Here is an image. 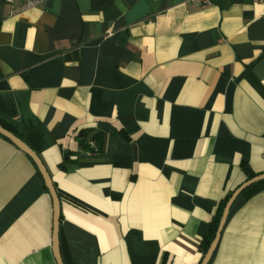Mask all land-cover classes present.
<instances>
[{"label":"crops","instance_id":"obj_1","mask_svg":"<svg viewBox=\"0 0 264 264\" xmlns=\"http://www.w3.org/2000/svg\"><path fill=\"white\" fill-rule=\"evenodd\" d=\"M0 126L51 177L63 264H200L243 165L264 173V3L0 0ZM52 228L35 165L0 135V264H57ZM208 264H264V183Z\"/></svg>","mask_w":264,"mask_h":264},{"label":"water","instance_id":"obj_2","mask_svg":"<svg viewBox=\"0 0 264 264\" xmlns=\"http://www.w3.org/2000/svg\"><path fill=\"white\" fill-rule=\"evenodd\" d=\"M0 135L9 140L11 143H13L18 149H20L23 153H25L33 162L35 165L37 172L41 176L44 186L46 187L51 200H52V206H53V228H52V252L54 254L55 260L57 264H63L59 254H58V229H59V215H60V200L59 197L55 191V187L53 185V182L51 180V177L49 173L47 172L45 166L43 165L40 158L37 156V154L28 146L26 145L21 139L16 137L14 134L9 132L8 130L4 129L0 126ZM264 181V173L258 174L248 180H246L244 183H242L238 188H236L231 195L229 196L228 200L226 201L224 208L221 212V216L217 225V229L214 235V238L212 242L210 243L208 249L206 250L200 264H208L211 260L217 245L219 243V239L221 236V233L223 231V228L227 222L229 213L231 211V208L233 204L235 203L236 199L240 196V194L248 187H250L253 184L259 183Z\"/></svg>","mask_w":264,"mask_h":264},{"label":"trees","instance_id":"obj_3","mask_svg":"<svg viewBox=\"0 0 264 264\" xmlns=\"http://www.w3.org/2000/svg\"><path fill=\"white\" fill-rule=\"evenodd\" d=\"M78 141L79 144L82 146V148L86 151L92 152V153H96L99 154L101 152V141L98 140V134L95 133L94 129L92 128H85L82 129L78 132ZM89 142H95L94 147H90L89 146ZM243 171L244 173L247 175V180L256 176V174H254L247 165H243ZM39 175V173H38ZM40 176V175H39ZM41 178V176H40ZM42 179V178H41ZM262 183H264V181L256 183L251 185L250 187L246 188L241 194L240 197L247 194L250 190H252L255 187H258L259 185H261ZM230 195L226 196L219 204L216 210V213L214 214V216L212 217L210 223H209V228L207 233L205 234V236L203 237L202 241H201V249L203 254H205L206 250L208 249L210 243L212 242L216 229H217V225L221 216V212L224 208V205L226 203V201L228 200Z\"/></svg>","mask_w":264,"mask_h":264},{"label":"built area","instance_id":"obj_4","mask_svg":"<svg viewBox=\"0 0 264 264\" xmlns=\"http://www.w3.org/2000/svg\"><path fill=\"white\" fill-rule=\"evenodd\" d=\"M25 1V5L26 7H33V6H37L38 4L42 3L44 0H24ZM193 3H197V4H208L210 2V0H187ZM253 2H257V3H264V0H252ZM6 2H8L9 4L13 3L14 0H6ZM89 144L92 146V142H89Z\"/></svg>","mask_w":264,"mask_h":264}]
</instances>
